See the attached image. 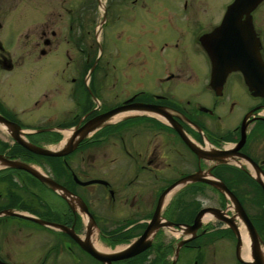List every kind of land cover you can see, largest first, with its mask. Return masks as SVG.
Instances as JSON below:
<instances>
[{
	"label": "flooded vegetation",
	"instance_id": "1",
	"mask_svg": "<svg viewBox=\"0 0 264 264\" xmlns=\"http://www.w3.org/2000/svg\"><path fill=\"white\" fill-rule=\"evenodd\" d=\"M53 1L29 0V20L44 17L57 6ZM75 1L60 0L62 13L56 14L61 22L68 14V37L41 22L27 30L26 39H37L29 51L33 72L15 73L21 63L0 45V70L13 74L8 86H15L11 99L0 91V124L11 127L0 137V159L51 176L42 183L20 169H0V264H264V96L249 91L240 71L221 85L213 83L201 42L233 0L218 18L196 8L197 0H123L133 11L123 25H136L110 32L118 47L107 57L104 78L95 77L91 87L93 94L105 91V104L86 87L98 55L89 59L91 51L81 47ZM147 2L151 8L142 9ZM251 18L264 66V2ZM12 32L8 41L15 26ZM65 44H71V53L63 52ZM53 47H60V57L44 63ZM62 86L68 87L70 107L49 103ZM33 112L41 114L37 124L49 125L35 130L49 131H28L34 127L25 115ZM109 113L96 122L102 124L98 130L55 163L18 143H53L58 130ZM121 113L124 118L105 123ZM2 172H9L10 185L2 184ZM210 174L220 179L221 190L203 181ZM241 192L251 195L241 199ZM48 194L65 206L55 210Z\"/></svg>",
	"mask_w": 264,
	"mask_h": 264
},
{
	"label": "rangeland",
	"instance_id": "2",
	"mask_svg": "<svg viewBox=\"0 0 264 264\" xmlns=\"http://www.w3.org/2000/svg\"><path fill=\"white\" fill-rule=\"evenodd\" d=\"M32 1V0H30ZM60 0L53 1L57 6H54L48 10V12L45 14L44 17H39L37 14L36 18L35 17H30V20L33 18V22L29 20L28 13H31V6L29 5V0H0V45L4 48V51L9 52V56L11 58H18V61L21 63L20 67L17 68L14 72L17 74H29L33 72V69L30 68L32 66L31 63V58L32 56H29V51L31 50L30 46L37 41V39L34 36H29L28 39H26V32L29 30L30 26H35L39 22L40 24L45 26L47 24L50 25V28H55L59 29L61 31V37H68L69 33L66 30V20L68 18V14L65 13L62 15L64 18V22H61L60 19L56 14L57 13H62L61 9L63 6L59 2ZM79 1V16H80V24L82 28L79 29L78 32V37L81 39V47L84 48L86 51H91V54L89 53V59H92V57L97 56L96 61L93 63L89 74H88V79H86V87L89 89V93L93 95L92 99L99 98L103 104L106 103V93L105 91L101 92V95L98 94H93L91 91V87H93V80L94 78H104L105 76V64L106 61L108 60L107 57L110 53L114 54L116 43L113 38L110 37V32L113 29L119 28L120 26H123L124 28H127L128 31H131L134 26L132 25L130 28L126 26V24L123 25V22L125 23L127 19H130V17L133 14V11H131V3L129 1H123V0H78ZM143 0H139L140 4L142 3ZM149 2L153 3L154 0H148ZM231 0H197L198 6L196 8H206L208 9V15L211 17H220L223 13L224 10L227 6V4ZM77 4V0L74 2ZM103 3V5H102ZM143 7L142 9L145 8H151L150 4L147 2V4H142ZM67 8V5L64 4V9ZM71 8V7H70ZM105 9L107 11V21L105 24L100 26L102 17L105 13ZM121 20V23H120ZM15 26L16 32H14V37L12 41H8V37L11 38L13 35L12 32V27ZM100 29V30H99ZM139 30L138 27L135 28V33H137ZM101 31V32H100ZM100 35V36H99ZM136 35V34H134ZM135 47V45H133ZM66 48H70V53L72 52L71 49V44H65L63 47V52ZM52 52L49 55V57L44 61V63H48L51 59H56L60 57V52L61 49L53 47ZM108 51V53H107ZM2 51V55H3ZM155 55H152L151 60H153ZM86 58V56H84ZM99 59V63L97 60ZM109 61V60H108ZM97 62V65H96ZM97 66V70H95V73L93 75H90L93 69ZM13 76L11 72L0 70V91L3 94L2 97L7 100L11 99L12 93L9 89H15V86L9 87V79ZM93 77V78H92ZM145 85H147V82H144ZM52 88V87H50ZM67 86H62V89H60V93H57V91H54L53 93L55 94V98L53 100L49 99V103L52 102L54 105L58 106H69L71 105L70 98L66 97V90ZM26 89V88H25ZM55 90V89H54ZM133 90V89H132ZM132 90H129V94L132 92ZM52 94L51 91H49V95ZM27 95L29 93L27 92ZM96 95V96H95ZM54 96V95H53ZM2 98V100H3ZM72 111L75 113L77 110L72 109ZM41 114L38 113H30L26 114L25 117L27 120L30 121L29 126L34 127L33 129H30L28 131L34 132L35 127L40 126V124L36 123L34 120L39 117ZM36 116V118H35ZM93 119L88 120L83 126L81 127H76V128H70V129H62L58 130V132L61 134V139L57 138L53 143H44L43 146L45 149L51 150V151H56L62 144L63 140H65L66 131H72V135L74 134L75 131L81 130L82 128L86 127L89 125L91 122L95 121ZM113 121V119H112ZM0 124V137L4 138V136L7 134L6 129H3L2 125ZM47 124L44 126H40L41 128H46ZM102 126V124H101ZM101 126H97L96 128L92 129V131L85 137L89 138V136L98 130ZM7 127V126H5ZM74 129V131H73ZM37 130H42V129H37ZM71 135V136H72ZM72 137H70L69 140H71ZM84 138V139H85ZM26 139V138H25ZM60 139V140H59ZM83 139V140H84ZM27 140V139H26ZM82 140V141H83ZM81 141V142H82ZM70 141H68L67 144H69ZM80 142V143H81ZM78 144V146L80 145ZM193 144L192 142H190ZM66 144V145H67ZM77 146V147H78ZM188 146V144H187ZM22 147V146H21ZM66 147V146H65ZM189 147V146H188ZM24 148V147H22ZM190 148V147H189ZM25 149V148H24ZM191 149V148H190ZM26 150V149H25ZM1 148H0V157L3 156L1 155ZM28 151V150H27ZM30 152V151H28ZM33 153V152H31ZM194 153V152H193ZM35 154V153H33ZM195 154V153H194ZM37 155V154H35ZM68 155V154H67ZM196 155V154H195ZM38 157L45 158L49 160L50 162L55 163L59 157H50V156H43V155H37ZM66 156V155H64ZM73 157V156H72ZM71 159V157H70ZM1 160V159H0ZM49 162V163H50ZM0 164L4 166L3 162L0 161ZM10 164H19L15 162H10ZM52 164L50 163V166ZM208 166H211L210 163H208ZM36 167V166H35ZM39 172L38 169H36ZM56 169V167H54ZM3 170V169H2ZM22 171H25L23 169H20ZM34 170V171H35ZM26 172V171H25ZM28 173V172H26ZM43 174L51 177L48 173L42 172ZM211 173V172H210ZM5 175L2 176L1 181L3 185H10V181L8 180L7 176H9V172L4 173ZM32 177H34L32 174L28 173ZM211 175V174H210ZM10 177V176H9ZM35 178V177H34ZM207 178V177H206ZM12 179L16 180V177H13ZM38 180V178H35ZM208 179V178H207ZM210 180V179H208ZM220 180V179H219ZM40 182V181H39ZM229 182L231 185H233V176L231 175ZM25 183H29L28 181L25 180ZM217 189V188H215ZM218 190V189H217ZM213 190H209L210 194H215L212 192ZM217 194V193H216ZM251 193L249 192H241L239 193V196L241 199H248L247 197L250 196ZM258 196L256 199H260L259 194H255ZM171 196V195H170ZM253 196H251L252 198ZM48 199L54 202L56 206H54L55 210L56 208L60 206H65V203L61 201L59 198H57L53 194H48ZM190 199V198H187ZM12 215V213H10Z\"/></svg>",
	"mask_w": 264,
	"mask_h": 264
},
{
	"label": "water",
	"instance_id": "3",
	"mask_svg": "<svg viewBox=\"0 0 264 264\" xmlns=\"http://www.w3.org/2000/svg\"><path fill=\"white\" fill-rule=\"evenodd\" d=\"M263 1L264 0H234L227 7L220 25L201 39L202 47L211 62L213 83L216 82L221 85L228 74L234 71H240L248 89L255 96H264V66L259 60L260 44L255 37L251 18V13ZM110 116H112V113L106 114L104 117L91 122L81 130L75 131L69 144H67L65 148L56 151L35 147L20 140H18V143L37 155L61 157L75 150L78 144L92 131V129L97 127L96 125L99 123L96 122L104 121ZM187 144L198 157H203L201 154L202 151L197 149L189 141H187ZM217 156L216 154L215 157ZM11 166L23 169L38 178L41 182L48 183L47 178L30 168L16 164H12ZM203 181L218 189L223 187L219 182H214L212 180ZM231 198L237 204V199L234 196ZM244 221L248 222L246 218H244ZM251 236L255 242L256 235L251 233Z\"/></svg>",
	"mask_w": 264,
	"mask_h": 264
},
{
	"label": "bare ground",
	"instance_id": "4",
	"mask_svg": "<svg viewBox=\"0 0 264 264\" xmlns=\"http://www.w3.org/2000/svg\"><path fill=\"white\" fill-rule=\"evenodd\" d=\"M102 5H103V3H102ZM101 32V31H100ZM100 36V35H99ZM140 113V112H139ZM146 113V112H145ZM127 114V113H126ZM128 115H129V113H128ZM123 116H125V113L124 114H119V115H117V116H115L114 118H110V119H108L105 123H107V122H110L112 119H113V122L115 121H117V119H120V118H122ZM160 117V116H159ZM124 118V117H123ZM106 125V124H105ZM3 128H5V129H7V131H10L11 129V127H5V126H2ZM74 131V130H73ZM65 134H66V137H65V140H63V142H62V144L60 145V147L59 148H62V147H64L67 143H68V141H70L69 139H70V137H72L71 135H72V131L70 130V131H66L65 132ZM58 148V149H59ZM208 177H210L209 175H207ZM171 197V196H170ZM69 198H71V197H69ZM169 200V199H168ZM211 217V216H210ZM244 243H245V245H247V246H249V244H250V240L248 239V237H246L245 236V239H244ZM249 248H251V247H248V249ZM248 254H249V252H248ZM248 254H246L245 255V258L246 259H248L249 258V256H248Z\"/></svg>",
	"mask_w": 264,
	"mask_h": 264
}]
</instances>
